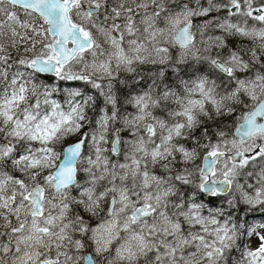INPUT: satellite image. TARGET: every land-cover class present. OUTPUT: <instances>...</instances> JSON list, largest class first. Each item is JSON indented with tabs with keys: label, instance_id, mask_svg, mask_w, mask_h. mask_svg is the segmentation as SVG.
<instances>
[{
	"label": "snow or ice",
	"instance_id": "snow-or-ice-1",
	"mask_svg": "<svg viewBox=\"0 0 264 264\" xmlns=\"http://www.w3.org/2000/svg\"><path fill=\"white\" fill-rule=\"evenodd\" d=\"M0 264H264V0H0Z\"/></svg>",
	"mask_w": 264,
	"mask_h": 264
}]
</instances>
